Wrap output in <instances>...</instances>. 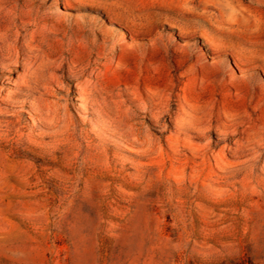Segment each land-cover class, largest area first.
<instances>
[{
    "label": "clouds",
    "instance_id": "obj_1",
    "mask_svg": "<svg viewBox=\"0 0 264 264\" xmlns=\"http://www.w3.org/2000/svg\"><path fill=\"white\" fill-rule=\"evenodd\" d=\"M0 264H264V0H0Z\"/></svg>",
    "mask_w": 264,
    "mask_h": 264
}]
</instances>
